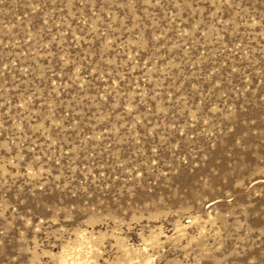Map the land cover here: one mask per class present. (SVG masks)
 Segmentation results:
<instances>
[{"label":"rangeland","instance_id":"obj_1","mask_svg":"<svg viewBox=\"0 0 264 264\" xmlns=\"http://www.w3.org/2000/svg\"><path fill=\"white\" fill-rule=\"evenodd\" d=\"M0 264H264V0H0Z\"/></svg>","mask_w":264,"mask_h":264}]
</instances>
